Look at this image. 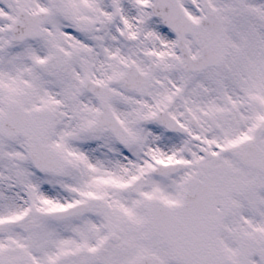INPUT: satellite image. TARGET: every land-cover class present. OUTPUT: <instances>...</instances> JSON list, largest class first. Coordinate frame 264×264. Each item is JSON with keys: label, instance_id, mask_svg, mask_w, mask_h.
<instances>
[{"label": "snow or ice", "instance_id": "1", "mask_svg": "<svg viewBox=\"0 0 264 264\" xmlns=\"http://www.w3.org/2000/svg\"><path fill=\"white\" fill-rule=\"evenodd\" d=\"M0 264H264V0H0Z\"/></svg>", "mask_w": 264, "mask_h": 264}]
</instances>
